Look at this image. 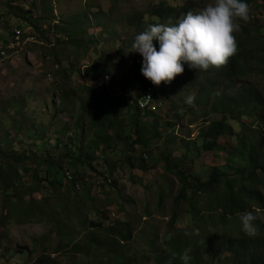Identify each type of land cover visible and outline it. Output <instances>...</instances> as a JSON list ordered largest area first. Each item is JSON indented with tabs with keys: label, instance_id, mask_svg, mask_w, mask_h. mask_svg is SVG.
Masks as SVG:
<instances>
[{
	"label": "trees",
	"instance_id": "trees-1",
	"mask_svg": "<svg viewBox=\"0 0 264 264\" xmlns=\"http://www.w3.org/2000/svg\"><path fill=\"white\" fill-rule=\"evenodd\" d=\"M18 2L20 4L16 6ZM39 2L7 0L9 6L2 5L0 19L8 28L0 35V61L3 59V53L16 54L24 49L35 51L34 46L24 47L16 41L17 32L24 33L23 42L27 35L35 34L49 49L53 47L48 56L55 64L59 65V61L58 56L53 53L54 50L60 48L65 49L64 54L69 52V46L72 47L74 43L67 42L64 25H61L58 22L59 17L55 16V0ZM262 2L264 3V0H247L253 11L262 9L261 16H252L253 23L244 28L241 35L235 34L238 50L228 63L207 72L209 87L227 85L235 88L232 95L226 96L210 109L214 118L199 135L201 145L198 149L201 153L206 157L220 155L223 157V166L210 168L206 178L199 179L191 169V164L195 165L196 160L190 150L182 160L173 161L172 154L164 159L166 169L181 184V190L174 201L175 210L171 221V226L178 230V233L164 241L166 249L162 250L155 264H183L179 254L188 248L192 250L190 264H264V228L258 225L257 235L250 238L241 230L237 215L246 211L254 213L255 208L264 210V143L260 142V138L264 137V99L262 93L255 89L238 87L240 81H249L255 66L257 73L264 76ZM190 10L197 9L177 5L172 0H162L153 6V20L151 23L148 21V24L175 23ZM113 12L115 11H111V14ZM144 14L145 12L134 17H122L129 26L142 32L145 31L147 23ZM85 17L87 15L82 16ZM102 22L103 20L98 23ZM107 30L102 31V35L107 42L114 40L116 43V60L122 62L117 66L128 68L127 81L123 83L124 95L110 98L107 85L99 88L85 87L87 91L82 87V92L85 90L88 97L82 103L81 113L73 123L75 136L80 138L73 139L72 134H69V122L62 124L54 132L56 142L52 146L49 135L52 134L54 123L38 126L31 122L25 117V108L15 100L7 104L8 110L4 107V111L0 110V115L3 116L9 115L11 110H17L15 128L7 129L0 123V231L7 223H49L54 225L51 235L58 236L55 253L61 258H54L46 251L36 264H70V255H80L75 264H141L126 250L135 238L132 223L125 215H118V219L113 220V211L108 213L98 206L99 199L94 195L98 183L94 181L103 182L101 193L109 187H119L117 180L112 183L106 173L100 172L98 165L104 164L106 172L110 173L113 180L121 163L134 168L133 155L127 160H122L123 162H114L113 154L121 155L124 151L122 147H125V152L129 154H138L137 147L143 145L144 150L138 157L142 161L141 166L143 163L147 164L146 158L155 160L150 142L145 139L148 121L144 118L138 119V99L143 97L153 84L141 73L142 57L139 54L133 62L134 66L128 67L127 63L125 64L124 54H131L129 48L132 51L133 41H120L122 36L119 32ZM51 34L57 36L54 43L49 40ZM154 44L159 50L158 42L154 41ZM73 46L78 55L76 60L73 57L66 60L69 61L71 70L63 67L65 70L60 74L65 75V78L69 72L74 73L76 66L85 59V53L80 51L77 45ZM61 62L63 65V61ZM197 72L189 68L186 70V74L190 76ZM109 73L110 69L101 68V63H96L87 72L94 82ZM81 79H84L82 75L80 82ZM62 88L64 91L61 92L65 93L62 109L52 105L55 110L53 119L59 118L60 114L69 113L72 102L76 100L75 96L68 92L66 85ZM202 88L207 89L204 85ZM76 92H79V89L74 91L73 95ZM132 96L137 98L135 104L129 98ZM124 104L127 108H124ZM202 114L204 115L203 112ZM145 115L147 119L155 114L147 111ZM85 123L90 125L89 128ZM233 125L240 129L239 134H234ZM253 127L257 129L254 130ZM130 128L133 132H130ZM13 132L18 134V142L12 140ZM87 134L90 135V142L83 145L81 138L87 137ZM65 135L70 141L62 140ZM134 135L139 138L135 139ZM154 138H161L157 130ZM224 138L235 139L236 144L231 152L220 146L219 142ZM2 146H6L7 150H3ZM26 147L27 150H21ZM168 150L170 149H166ZM144 167L147 170L148 165ZM158 168L155 165L151 170ZM149 172L150 170H147L145 173ZM87 174H90L91 179ZM114 184L115 186H112ZM79 185H82V191L78 189ZM164 202L165 196L161 195L160 207ZM183 205L187 207L184 218L177 211ZM95 212L100 214L99 218L91 219L90 215ZM178 224L180 228H177ZM204 225L212 227L215 231L206 233L201 238L197 234L195 237L187 234L189 229H194V234L199 233ZM220 228L221 232L218 231ZM49 240L44 238L43 241ZM7 252L8 249L5 250V253ZM173 254H176L175 259ZM66 258L67 263L64 262Z\"/></svg>",
	"mask_w": 264,
	"mask_h": 264
},
{
	"label": "rangeland",
	"instance_id": "rangeland-1",
	"mask_svg": "<svg viewBox=\"0 0 264 264\" xmlns=\"http://www.w3.org/2000/svg\"><path fill=\"white\" fill-rule=\"evenodd\" d=\"M0 1V12L2 11V5L9 6L7 0ZM30 0H21L22 3H28ZM38 2L40 0H37ZM162 0H55V16L59 17L61 25H64L65 35L70 40L81 38L76 40L72 47H69V52L65 53V49L54 50L53 53L58 56L59 65L54 63V60L49 58L52 48L49 49L46 43L28 42L21 40V45L29 47L34 46L35 51H28L24 49L20 53L7 54L5 59L0 62V110H8L11 100H15L19 105L23 106L25 117L31 122L38 126L48 125L51 122L54 123L52 134L49 135L50 143L52 146L55 145L56 136L54 132L61 125H65L70 122V128L68 125L69 134H72L73 139L80 138L75 136L76 129L73 123L77 120L81 113L82 103L87 99L85 87H100L106 84L109 88L110 98L123 96V83L127 81L126 77L128 74V68L126 66L118 67L121 64L120 60H116V43L114 40L106 41L103 37V32L108 30L117 31L122 36L120 41H133L134 37L139 34L133 26H129L127 21L122 16L130 15L132 17L139 13L145 12L144 16L147 18L145 24V30L150 26L151 10L157 2ZM179 1V2H178ZM172 0L173 3L187 4V6L194 9H201L205 7L210 0ZM263 3V2H262ZM20 2L16 6H18ZM40 4V2H39ZM264 4V3H263ZM256 7H260L256 5ZM251 15H260V11H252ZM111 11L113 14H111ZM83 15L87 17L82 18ZM97 15V16H95ZM114 15L112 18L111 16ZM89 19V20H88ZM103 22L95 26V23ZM253 19L250 18L249 22L252 23ZM0 19V35L4 32L8 26L2 23ZM240 24L239 35L243 32L242 26H247L248 23L244 24L238 21ZM16 26L18 23H15ZM53 26L54 23L52 22ZM92 24V25H91ZM148 24V25H147ZM57 25V24H56ZM103 28H100V26ZM11 26V25H10ZM74 29L73 31L69 28ZM103 29V30H102ZM107 30V31H108ZM103 31V32H102ZM109 32V31H108ZM35 36V34H31ZM72 36L73 38H70ZM57 36L49 35V40L54 43ZM115 38V37H114ZM104 40V43H103ZM36 43V44H35ZM81 51L95 50L96 54H86L85 59L76 66L74 73L69 72L68 77L61 75V71L70 69L69 61L67 59L73 57L77 59L78 53L75 52V46ZM116 48V49H115ZM249 49V48H248ZM124 54L125 64L128 67L134 66L133 62L137 57L138 53ZM49 55V56H48ZM63 61V65L62 62ZM95 63H101V68H109L110 73L105 74L99 79L98 82H94L88 77L87 72L92 68ZM260 65V64H259ZM255 66V63H253ZM90 67V68H88ZM188 66L185 65V72L177 76L170 86L169 95H167L166 106L160 115L145 118L146 115L142 113L138 114L139 119L144 118L147 120L148 125L145 132V139L150 142L154 154L155 160H148L147 164L143 163L141 166V160H139L140 153L144 150L143 145L137 147L138 154H129L125 152L121 155H114V162L120 160H127L133 155L134 168L128 165L120 164L118 171L114 175V181L117 180L119 187H109L107 190L99 191V185L97 184L94 189V195L98 197L99 207H103L102 210H106L110 213L113 211V219H118V215H125L126 218L132 223L134 227V242L130 245L129 251L132 257H136L141 264H155L157 257L161 254L165 248V240L170 236H174L178 233L174 227L171 226L173 218V211L175 210V198L181 190L180 182L175 176L166 169V161L164 160L167 156H173V161L182 160L186 154L191 151L193 159L195 158V165L191 164V169L194 176L199 179H204L207 176L210 168L222 167L224 162L221 161L220 155H211L206 157L198 149L200 144V132L204 129L214 118L212 111L210 110L217 102L222 101L226 96H230L234 93L235 89L228 86L215 85L209 87L208 74L207 72H200L193 76L186 74ZM69 70V71H70ZM255 71L249 77V81L246 83L248 88L255 89L262 93L264 99V76ZM59 71V72H58ZM78 71V72H77ZM57 75V76H56ZM81 75L84 79L80 82ZM132 78V73H130ZM196 81V83L194 82ZM246 84L244 81H241ZM240 83V85L242 84ZM82 84L84 86H82ZM68 88V92L75 96L76 99L73 103L69 113L60 114L59 118H52L55 114V110L52 105L55 104L57 107L62 109L63 90L62 86ZM205 86L207 89L202 88ZM246 86V85H245ZM244 86V87H245ZM82 87L86 90H83ZM79 89L73 95V92ZM228 89V90H227ZM64 91V90H63ZM136 95V94H135ZM188 96H194L195 100L192 105L187 104L185 101ZM109 98V99H110ZM135 100L136 97H129ZM204 105L208 106L205 107ZM4 107V109H3ZM124 108L127 106L124 104ZM194 108V110H191ZM16 109L11 110L9 115H0V123L5 128H15L16 122ZM92 112V110H91ZM204 113V115L202 114ZM178 116V117H177ZM180 117V118H179ZM143 119V120H144ZM221 119V118H220ZM219 119V120H220ZM248 124L249 122H245ZM87 128H89L87 123ZM172 124V125H171ZM177 124V125H176ZM254 130L257 127H253ZM234 134H239L240 129L233 125ZM156 130L159 132L160 139H155ZM3 131V130H2ZM264 136V129L262 130ZM5 135V131H3ZM17 133L13 132L12 140L18 142ZM65 135L62 140L64 142L70 141ZM90 135L81 138L82 144L87 145L90 142ZM135 139H138V135H134ZM2 137L0 134V143ZM76 140H74V143ZM260 142L264 143V137L260 138ZM220 146L225 148L228 152L232 151L235 147V139L224 138L219 142ZM6 147V146H5ZM2 146L3 150H7ZM166 149H170L166 151ZM21 150H27V147ZM198 152V153H197ZM116 154V153H115ZM130 155V156H129ZM148 165L147 170L149 173H145V167ZM159 168L151 170L154 166ZM98 168L101 173H106L108 179H112L109 172H106V166L99 164ZM90 173V172H89ZM89 177L90 174H87ZM90 178V177H89ZM91 179V178H90ZM94 182L98 183V180ZM112 186H115L112 185ZM119 189V191H118ZM262 190V189H261ZM264 194V192H263ZM161 195L165 196V202L160 207ZM42 198V195H40ZM2 197L0 195V203ZM1 208V204H0ZM187 207L183 205L177 211L183 216L185 215ZM1 212V210H0ZM116 214V216L114 215ZM254 214L257 216V225L264 228V210L255 208ZM100 214L95 212L90 215V218L97 219ZM103 216V215H102ZM180 224L177 228H180ZM54 225L45 223H27L25 225H18L16 223H7L6 227L0 231V264H36L40 257L48 251L49 255H53L54 258H61V256L55 253L58 246V236L52 234ZM215 231L212 227L204 225L199 233L194 234V229H189L187 234L189 236L204 237L206 233H212ZM221 232V228L218 229ZM224 232V231H222ZM175 237V236H174ZM46 238L47 242H44ZM84 240V239H83ZM165 241V242H164ZM23 247H28L23 248ZM8 252L5 253V250ZM159 249V252H158ZM80 258V255L68 256L70 264H75ZM67 263V258L64 260Z\"/></svg>",
	"mask_w": 264,
	"mask_h": 264
},
{
	"label": "clouds",
	"instance_id": "clouds-1",
	"mask_svg": "<svg viewBox=\"0 0 264 264\" xmlns=\"http://www.w3.org/2000/svg\"><path fill=\"white\" fill-rule=\"evenodd\" d=\"M177 5H180V3ZM250 9L247 0H210L205 7L199 10L187 11L175 23H154L145 31L137 34L131 44L132 53H138L142 57L141 73L153 84L144 96L138 99L140 114L150 111L156 116L163 112L170 91L168 84H171L177 76L185 72V65L189 69L200 72H208L213 68L226 65L238 50L235 38V34H238L236 32L240 29L238 21L241 20L244 24L248 23L247 26H242L244 31V28L249 27L251 24L249 22L250 18L253 19L252 16H256V12L251 15ZM98 24L95 23V26ZM100 28H103V26L101 25ZM23 37L24 33L17 32L16 41L21 42ZM80 39L76 38L72 41L68 38L67 42L72 41L71 43H74ZM25 41L27 43L36 41L39 43L40 40L30 34L27 35ZM154 41L158 42L159 50H157ZM81 51L85 53V56H87L86 54H96L95 50L89 52L82 49ZM75 52H77L76 49ZM6 56L7 54L3 53V59L0 62ZM187 75L189 76V74ZM244 82L246 83L247 80ZM240 83L242 82L238 83V87L243 88L246 85L245 88H248L247 84L242 83L240 85ZM230 88L234 87H228V89ZM135 100H133L134 104ZM194 100V96H188L185 102L192 105ZM130 132H133L131 128ZM110 180L113 183L114 180ZM102 184L103 182H98L99 191ZM78 189L82 191V185H79ZM114 215L116 216V214ZM237 215L243 233L250 238L255 237L258 233L257 216L252 211L238 213ZM191 251L188 248L179 254V259L183 264H190ZM175 258L176 254H173V259Z\"/></svg>",
	"mask_w": 264,
	"mask_h": 264
}]
</instances>
